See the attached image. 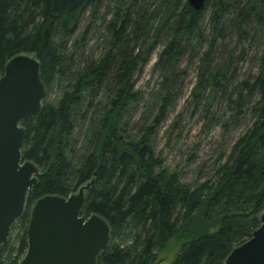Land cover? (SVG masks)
<instances>
[{
	"label": "trees",
	"instance_id": "1",
	"mask_svg": "<svg viewBox=\"0 0 264 264\" xmlns=\"http://www.w3.org/2000/svg\"><path fill=\"white\" fill-rule=\"evenodd\" d=\"M103 9V17H110L101 54L75 72L56 100L46 97L41 111L21 122L22 157L36 163L40 174L11 227V235L18 230V245L10 235L0 246V264H21L39 198L68 197L87 184L81 215L100 214L111 228L96 264H150L178 233L184 243L172 264H225L260 226L264 211V0H206L198 11L187 0H0V78L12 57L32 54L51 91L67 76L68 43L84 15L98 17ZM229 31L238 43H259L257 71L240 82V99L242 93L257 96L254 121L208 180L184 183L178 170L165 167L153 144L173 93L165 91L152 124L134 133L133 112L142 97L135 76L155 52V65L174 73L186 51L193 52L190 61L201 51L195 93L225 91L237 49L216 64L213 53ZM246 54L242 49L240 59ZM83 104L85 150L76 156V110ZM201 209L206 220L194 224Z\"/></svg>",
	"mask_w": 264,
	"mask_h": 264
},
{
	"label": "rangeland",
	"instance_id": "2",
	"mask_svg": "<svg viewBox=\"0 0 264 264\" xmlns=\"http://www.w3.org/2000/svg\"><path fill=\"white\" fill-rule=\"evenodd\" d=\"M106 11L103 9L98 17H91L88 13L84 15L78 31L68 43L65 62L68 66L67 76L52 87L47 94L48 99L56 100L75 72L101 54L105 34L103 28L110 17H103ZM76 39L77 43L74 44ZM233 48L237 49V53L227 71L225 91L220 90L213 95L208 89L200 95L194 91L201 71L198 59L201 51L199 55L194 54L192 61L190 57L193 52L186 51L174 73L155 65V52L150 61L136 73V88L142 92V97L133 112L132 130L138 133L144 126L152 124L163 104L165 91L171 90L172 103L156 125L153 144L156 153L164 158L165 167L178 170L184 183L200 184L208 180L218 160L221 157L222 161L226 159L235 142L253 124L251 107L257 96L242 93L240 99V82L249 79L257 71L259 43L255 42L253 46H249L248 41L238 43L234 32L229 31L225 38L219 40L213 53L214 63L227 62L229 51ZM242 49L247 52L244 59H240ZM84 99L90 100L91 97L86 96ZM84 112V104L76 110V156L85 150L83 133L88 118H82ZM205 212L206 209H201L196 214L194 224L205 222ZM17 231L16 228L12 235L9 234L15 245H18L15 239ZM183 243L184 235L178 233L158 248L156 258L150 264H172Z\"/></svg>",
	"mask_w": 264,
	"mask_h": 264
},
{
	"label": "water",
	"instance_id": "3",
	"mask_svg": "<svg viewBox=\"0 0 264 264\" xmlns=\"http://www.w3.org/2000/svg\"><path fill=\"white\" fill-rule=\"evenodd\" d=\"M187 1L197 11L206 3ZM47 94L36 56L22 53L7 62L0 78V246L22 216L29 191L38 184L39 166L22 157L26 129L21 122L41 111ZM89 185L68 197L46 195L34 203L21 264H96L110 242L111 228L100 214L81 215ZM260 220L225 264H264V212Z\"/></svg>",
	"mask_w": 264,
	"mask_h": 264
}]
</instances>
